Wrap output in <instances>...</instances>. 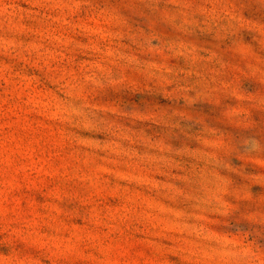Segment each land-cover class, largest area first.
I'll return each instance as SVG.
<instances>
[{
    "label": "rangeland",
    "instance_id": "1",
    "mask_svg": "<svg viewBox=\"0 0 264 264\" xmlns=\"http://www.w3.org/2000/svg\"><path fill=\"white\" fill-rule=\"evenodd\" d=\"M0 264H264V0H0Z\"/></svg>",
    "mask_w": 264,
    "mask_h": 264
}]
</instances>
